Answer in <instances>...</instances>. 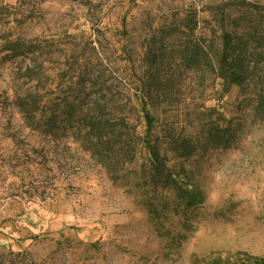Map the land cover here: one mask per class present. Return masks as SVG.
I'll use <instances>...</instances> for the list:
<instances>
[{
	"label": "rangeland",
	"instance_id": "rangeland-1",
	"mask_svg": "<svg viewBox=\"0 0 264 264\" xmlns=\"http://www.w3.org/2000/svg\"><path fill=\"white\" fill-rule=\"evenodd\" d=\"M249 5L264 7V0H0V152L7 156L0 264H208L239 252L264 258L260 85L222 88L208 73L184 69L176 53L193 18L204 45L217 47L223 29L264 34V11ZM8 39L37 43L38 54L7 60ZM148 47L166 52L164 90L148 98L159 121L152 142L203 196L190 209L179 205L175 187L157 188L144 151L132 164L119 143L100 154L78 119L53 135L33 131L12 103L38 88L53 92L50 103L62 109L82 93L85 111L95 104L115 121L127 115L143 133L135 94ZM29 67L36 80H28ZM210 108L232 123L235 144L178 157L174 140L205 144Z\"/></svg>",
	"mask_w": 264,
	"mask_h": 264
},
{
	"label": "trees",
	"instance_id": "trees-1",
	"mask_svg": "<svg viewBox=\"0 0 264 264\" xmlns=\"http://www.w3.org/2000/svg\"><path fill=\"white\" fill-rule=\"evenodd\" d=\"M249 6L253 10L264 11V7L259 5ZM221 19L226 23L228 16L223 13ZM185 28L186 40L184 45L176 51L184 69L195 71L203 76L208 73L213 77L215 85H220L222 88H243L251 82H257L260 86H258L256 109L264 112V74L262 73L264 72V34L259 29L244 30L241 33L223 29L216 47L213 43L204 45L202 41L195 39L197 28L195 18L190 19ZM3 51L6 52L4 58L7 60L34 57L38 54L39 45L32 41L8 39ZM165 57L166 52L155 47H148L144 54V61L147 64L146 77H144L146 80L138 78L135 94V105L139 108V116L145 120L146 128L143 133L139 132L140 122L131 124L127 115L115 121L105 107L97 108L98 105L95 104L93 108L90 107L85 111L82 108L85 102V96L82 93L76 94L72 99L66 98L62 109L60 104L50 103L53 101V92L42 93L38 88L25 95L15 96L12 103L22 114L25 125L33 131L43 130L46 134L53 135L66 121L72 122L78 119L81 127L87 130L88 137L96 140L92 143H95L96 152L100 154L105 153L106 150H113L119 143L128 159L125 164H132L138 154L144 151L154 172L152 176L157 188L162 187L166 190L169 186L175 187L179 205L187 209L197 207L204 202L203 196L195 187H191L187 174L176 172L169 167L167 157L162 154L159 145L152 142V134L159 126V121L151 113L149 99H151V93L159 95V92L164 90V81L159 77L166 66ZM35 71L33 67L27 68L26 74L29 81L37 79L33 75ZM207 110V122L201 126L204 127L205 144H198L187 137L174 140L171 142V151L178 157L190 159L198 152H207L211 148L228 150L235 144V130L232 123L216 108ZM115 127L122 128L119 134ZM6 159L7 156L0 152V177L3 176L1 168L5 167ZM143 173L145 174L144 170ZM23 198L25 199V196ZM146 203L150 212L157 215L151 200H147ZM22 216H18L17 219ZM208 264H264V258L239 252L229 257L219 256Z\"/></svg>",
	"mask_w": 264,
	"mask_h": 264
}]
</instances>
